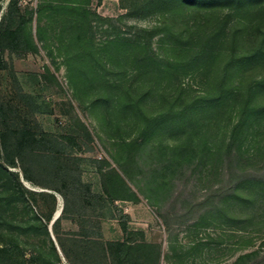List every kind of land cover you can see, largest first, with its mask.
<instances>
[{"label":"trees","instance_id":"trees-1","mask_svg":"<svg viewBox=\"0 0 264 264\" xmlns=\"http://www.w3.org/2000/svg\"><path fill=\"white\" fill-rule=\"evenodd\" d=\"M19 1L11 0L0 18V61L6 50L41 48L63 59L74 95L85 110L99 114L114 147L118 168L101 169L103 190L112 201L140 199L128 179L141 188L137 176L145 167L157 187L185 171L207 181L201 212L190 216L196 226L218 213L231 216L236 208L264 206V0H123L129 14L116 17L94 12L92 0H38L24 13L16 7ZM152 14L158 19L151 26L117 25L129 16ZM104 25L106 36L99 39ZM157 37L163 52L155 46ZM198 78L195 89L192 81ZM5 112L1 102L0 157L13 152L7 162L19 164L30 178L28 159L58 158V139L8 125ZM64 137L76 143L73 136ZM7 162L0 161V264H64L63 257L78 264L72 253L87 255L92 236L63 238L60 216L50 229L53 212L29 208L20 174ZM58 190L64 212L69 193ZM78 203L84 216L87 205ZM122 229L123 239L101 243L104 264H160L161 243L134 238L144 237V231L129 230L126 220ZM200 245H181L179 260L189 264ZM230 264H264V242Z\"/></svg>","mask_w":264,"mask_h":264},{"label":"rangeland","instance_id":"rangeland-1","mask_svg":"<svg viewBox=\"0 0 264 264\" xmlns=\"http://www.w3.org/2000/svg\"><path fill=\"white\" fill-rule=\"evenodd\" d=\"M10 1L0 0V18L11 9ZM37 2L20 0L16 7H21L24 13ZM124 2L92 0L91 8L97 14L116 17L129 14ZM157 19L153 14L146 17L134 15L120 20L117 25L127 30V24L151 26ZM106 28L107 25L99 28V39L105 38ZM157 40L158 37L155 46L163 52L164 48ZM189 78L186 80L191 81ZM199 81L200 78L192 81L195 89L200 88ZM1 102L8 114V125H26L34 132H48L58 139L55 142L61 151L59 156L56 155L58 158L28 159L30 178L24 177L19 164L7 162L6 158H11L13 152L6 156L4 152L0 161L7 162L9 169L19 172L29 208L42 214L53 212V218L60 212L57 229L63 238L75 233L92 236L95 242L87 255L72 253L78 264H104L101 243L123 239L122 222L125 220L129 230L144 231V237L134 238L162 244L160 264H183L177 251L181 245L187 249L195 242L202 245L192 251L189 264H230L239 253L257 248L264 242V206L259 203L251 208H236L235 213L229 212L233 216L218 213L212 220L203 222L199 219L200 224L194 225L196 221L190 216L201 212L198 203L209 194V190L205 187L207 181L192 179L188 171L180 173L175 180L161 182L157 187L144 167L137 176L141 188L128 179L140 199L112 201L103 190L101 169H107L109 164L118 168L111 157L114 147L107 138L106 128H100L98 113L85 110L74 95L66 65L60 56L54 58L44 48L37 52L4 51L0 61ZM4 123L0 119V128ZM64 136H73L76 143ZM59 187L69 193L64 212L66 202ZM78 199L87 205L84 216L78 213ZM251 214L254 215L252 223L246 221ZM241 224L246 226L241 227ZM166 253L171 254L168 260L164 256ZM63 263L69 264L64 257Z\"/></svg>","mask_w":264,"mask_h":264},{"label":"water","instance_id":"water-1","mask_svg":"<svg viewBox=\"0 0 264 264\" xmlns=\"http://www.w3.org/2000/svg\"><path fill=\"white\" fill-rule=\"evenodd\" d=\"M59 214H60V212L58 211V212L56 213V215L54 216L52 222L58 217Z\"/></svg>","mask_w":264,"mask_h":264}]
</instances>
